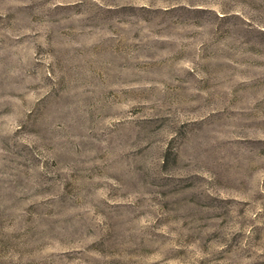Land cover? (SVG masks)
<instances>
[{
	"label": "rangeland",
	"instance_id": "374dc122",
	"mask_svg": "<svg viewBox=\"0 0 264 264\" xmlns=\"http://www.w3.org/2000/svg\"><path fill=\"white\" fill-rule=\"evenodd\" d=\"M0 264H264V0H0Z\"/></svg>",
	"mask_w": 264,
	"mask_h": 264
}]
</instances>
